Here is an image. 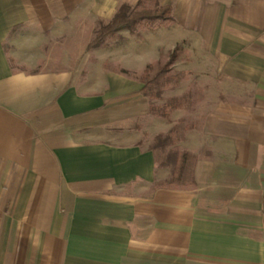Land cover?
I'll list each match as a JSON object with an SVG mask.
<instances>
[{"label": "crops", "instance_id": "0c3cea01", "mask_svg": "<svg viewBox=\"0 0 264 264\" xmlns=\"http://www.w3.org/2000/svg\"><path fill=\"white\" fill-rule=\"evenodd\" d=\"M138 1L0 0V264H264V0H158L228 84L188 188L157 187L142 84L59 48Z\"/></svg>", "mask_w": 264, "mask_h": 264}, {"label": "rangeland", "instance_id": "374dc122", "mask_svg": "<svg viewBox=\"0 0 264 264\" xmlns=\"http://www.w3.org/2000/svg\"><path fill=\"white\" fill-rule=\"evenodd\" d=\"M106 22L107 20H99L92 27L72 26L66 36L60 38L62 44L59 47L60 51L63 49L65 50L63 53L70 52L76 62L85 61L86 73L95 79L102 80L106 71H112L143 84L139 79L147 65L164 62L176 44L184 41V53L172 63L168 74L172 76L180 72L182 76L179 83L175 85L171 79L161 87L160 96L149 99L143 95L147 98L148 104L152 103L156 106L163 104L167 99L186 95L188 108L173 110L168 118L148 110L147 116L139 119L135 129L140 132L139 140L145 147L154 145L157 135L173 131L172 144L156 150L159 167L157 184L172 178L171 172L176 178L182 169V174L186 175V179L189 178L187 180L189 187L195 186L194 164L199 157L205 155L207 146L213 140L212 136L207 134L211 129L210 115L215 105L227 95L226 76L211 72L212 60L208 55L203 54L198 42L176 41L182 34L175 33L173 29L172 34L158 31L159 27H164V24L154 26L144 24L138 28L136 35L130 33L127 28L120 29L115 35L109 36L100 47L87 51L86 44L93 37L95 29ZM169 23L171 22L165 25ZM153 118H156L155 121H152ZM178 154L180 156L187 154L179 164H177ZM175 182L182 184L185 181Z\"/></svg>", "mask_w": 264, "mask_h": 264}, {"label": "trees", "instance_id": "16d2710c", "mask_svg": "<svg viewBox=\"0 0 264 264\" xmlns=\"http://www.w3.org/2000/svg\"><path fill=\"white\" fill-rule=\"evenodd\" d=\"M174 21L172 14V7L169 4H161L158 0H139L134 6L122 3L117 8L116 12L106 23H101L94 32L93 37L89 40L86 50L100 47L104 41L112 35H115L120 29L127 28L130 33L136 35L137 30L140 26L148 24L150 26L162 25L167 22ZM184 41L176 44L172 51L167 55V59L164 62L154 63L147 65L146 69L139 79L142 81V92L147 98L160 96L161 87L168 83L171 79L175 82V85L181 80L182 74L180 72L168 76L171 71V65L179 58H181L184 53L183 48ZM186 95L180 97H174L167 99L163 104L156 106L149 103L148 110L151 113H155L162 117L168 118L171 111L188 108L189 103ZM190 96V94H188ZM173 141V131L167 134H159L156 136L155 144L150 147L151 150L156 151L158 148L169 147ZM180 156V154H178ZM178 156V163H182L187 154ZM182 169L180 173L175 175L170 174L168 181L157 184V187H167V188H188L186 175L182 174ZM184 180L182 184H177L175 181ZM192 181V180H191ZM193 183H191L192 185ZM194 185V184H193Z\"/></svg>", "mask_w": 264, "mask_h": 264}]
</instances>
